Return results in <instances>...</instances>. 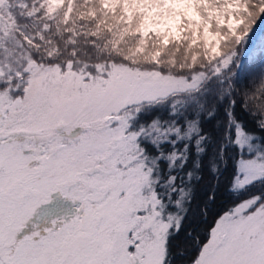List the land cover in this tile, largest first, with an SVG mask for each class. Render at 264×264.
I'll use <instances>...</instances> for the list:
<instances>
[{"label":"snow or ice","instance_id":"snow-or-ice-1","mask_svg":"<svg viewBox=\"0 0 264 264\" xmlns=\"http://www.w3.org/2000/svg\"><path fill=\"white\" fill-rule=\"evenodd\" d=\"M0 264H264V0H0Z\"/></svg>","mask_w":264,"mask_h":264},{"label":"trees","instance_id":"trees-1","mask_svg":"<svg viewBox=\"0 0 264 264\" xmlns=\"http://www.w3.org/2000/svg\"><path fill=\"white\" fill-rule=\"evenodd\" d=\"M77 7H78V14L83 13L85 17L89 20H91V17L87 15V12H85V8H87L88 11H91L94 8L97 11L98 15L103 13V9L101 8V5L99 3H96L94 5H78ZM121 15H122L121 11H117L114 16L111 14L100 15L101 20H105V19L107 20V23L104 24L103 27L100 29V34L102 37L107 36L109 27L115 28L117 29V31H119L123 27L119 23V19H118ZM120 43H121L122 51L130 55H134L135 59L140 62L148 60L151 57L152 53L156 51L165 52L166 56H176L177 51L180 48L179 45L174 44L171 48L165 49L162 46L160 39L153 37V38H149L147 45H144V47H146L147 49L146 53L136 54L135 49L138 46V41L131 33H128L127 38L122 39ZM181 55H183L182 51H181Z\"/></svg>","mask_w":264,"mask_h":264},{"label":"rangeland","instance_id":"rangeland-1","mask_svg":"<svg viewBox=\"0 0 264 264\" xmlns=\"http://www.w3.org/2000/svg\"><path fill=\"white\" fill-rule=\"evenodd\" d=\"M136 14V21L137 23H140L143 17L140 15L141 11H152V12H158L162 13L164 15H167L169 12V7L165 4H152V5H132L131 6Z\"/></svg>","mask_w":264,"mask_h":264}]
</instances>
